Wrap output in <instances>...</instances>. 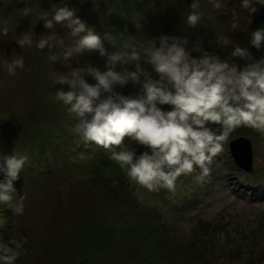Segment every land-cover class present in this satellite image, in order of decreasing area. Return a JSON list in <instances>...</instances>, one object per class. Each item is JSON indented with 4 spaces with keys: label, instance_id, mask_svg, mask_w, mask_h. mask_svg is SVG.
I'll return each instance as SVG.
<instances>
[{
    "label": "rangeland",
    "instance_id": "obj_1",
    "mask_svg": "<svg viewBox=\"0 0 264 264\" xmlns=\"http://www.w3.org/2000/svg\"><path fill=\"white\" fill-rule=\"evenodd\" d=\"M86 1L81 9L80 0H0V24L14 28L11 51L0 55V122L8 127L9 133L4 138L7 148L0 142V161L14 153L29 159L30 149L36 143L37 127L44 129L46 122L57 128L59 137L56 138L61 141L63 158L60 165L47 162L46 169L37 178L34 174L30 177L28 168L22 169L14 185L17 199L19 195L25 196L23 215H14L0 205V239L4 243L19 236L27 240L15 264H82V258L88 255L90 264H156L144 258L151 253L148 240L155 243V232L162 221L168 224L173 236L185 240L186 249L195 247L194 264H264V131L247 126L236 128L223 142L222 151L213 158L207 176L201 178L200 170L194 166L192 173L177 177L174 190L149 191L131 182L110 159L108 150L99 145L91 150L80 148L73 131L78 120L68 113L67 106L55 100L57 90H69L68 84L54 82L57 75L67 74L76 67L95 66L103 71L106 61L96 63L102 59L96 50L74 53L66 61L64 51L77 38L63 25L46 29L40 20L42 14L47 12L50 18L56 7L78 5L74 8L77 15L97 33L103 35L111 28L118 42L116 49L126 40L124 31L132 33V37L147 47L152 38L161 34L179 37L182 30L187 36L192 27L184 21L191 11L192 0ZM199 2L202 19L198 24L206 31L208 25L214 24L211 19L220 17L219 9H214L208 0ZM222 2L226 10L242 7L239 0ZM129 13H137L138 29L135 25L123 29ZM217 23L218 38H229L230 43L225 46L218 41L205 42L209 55L224 53L230 64L240 66L244 60L231 58V51L237 45L247 48L246 35L243 41L238 34L229 36L221 21ZM242 30L241 36L245 28ZM28 31L33 33L34 41L55 32L56 42L43 50L35 45L22 49L15 40ZM58 38L61 39L58 41ZM104 46L108 53L116 50L107 42ZM187 50L191 51L189 44ZM249 51L255 59L262 54V48L256 50L250 46ZM14 54L17 56L13 57ZM20 55H23L24 68L10 75L4 61L11 62L10 58ZM52 56L57 59L51 60ZM139 63L141 73L148 75L140 87L129 80L123 88L118 86L117 91L135 95L146 79H159L143 58ZM131 67L136 69L135 63L118 65L116 70L129 71ZM85 79L94 82L86 75ZM209 126L219 131V125ZM237 137L251 141L253 160L249 174L231 163L227 143ZM128 139L125 138V143ZM136 150L139 154L144 147ZM81 152L84 159H80ZM126 232L134 237L128 238L125 244L120 235ZM192 233L196 235L195 243H191Z\"/></svg>",
    "mask_w": 264,
    "mask_h": 264
},
{
    "label": "clouds",
    "instance_id": "obj_2",
    "mask_svg": "<svg viewBox=\"0 0 264 264\" xmlns=\"http://www.w3.org/2000/svg\"><path fill=\"white\" fill-rule=\"evenodd\" d=\"M208 2L216 10L223 7L222 0ZM253 3L264 6V0H241V6L249 13L257 11ZM189 7L191 11L184 22L195 28L202 19L199 0H192ZM40 20L46 29L63 25L77 38L74 45L64 51L66 61L74 53L93 50L106 57L103 71L95 66L76 67L55 77V83L69 85L68 91H56L55 100L67 106L68 113L78 120L73 129L78 136L75 142L85 148L95 143L108 150L110 159L127 177L149 191L174 190L177 177L192 173L194 166L200 170L201 178L207 176L213 158L222 151L223 142L236 128L247 126L264 131V55L255 59L249 48L237 45L231 51V58L246 61L243 66L207 53L197 58L186 49V37L168 34L152 38L147 47L129 36L116 49L117 40L112 32L97 33L77 15L76 9L66 5L56 7L50 18L45 12ZM135 27L138 29L140 25ZM232 27L237 25L234 23ZM0 34L6 35L7 29L0 30ZM15 41L22 49L35 45L43 50L53 46L56 33L34 41L33 33L28 31ZM105 42L116 50L108 53ZM218 43L227 46L230 39L218 38ZM249 44L256 50L264 47V27L251 31ZM142 58L159 79H146L135 95L117 91L118 86L123 88L129 80L139 82ZM50 59L55 61L57 57ZM10 60L4 61L10 75L24 68L23 55ZM131 63H135L136 71L116 70L118 65ZM85 75L94 82L89 83ZM165 105L169 108L165 109ZM212 124L219 125V131H213L209 126ZM126 137L129 138L127 143ZM138 147L145 150L137 154ZM79 155L80 159L85 158L83 152ZM230 159L236 166L231 156ZM26 161V156L15 153L0 161L3 176L0 205L17 216L24 213L25 196L19 195L17 199L14 182L20 178ZM25 243L23 236L10 238L8 243L0 239V264H15Z\"/></svg>",
    "mask_w": 264,
    "mask_h": 264
},
{
    "label": "trees",
    "instance_id": "obj_3",
    "mask_svg": "<svg viewBox=\"0 0 264 264\" xmlns=\"http://www.w3.org/2000/svg\"><path fill=\"white\" fill-rule=\"evenodd\" d=\"M76 1H78V0H76ZM80 1L81 2L79 3V5H80L81 9H83L82 7L84 6V4L86 5L88 3V1H86V0L85 1L80 0ZM240 1L241 0H239V2ZM31 4H33V3H31ZM77 6L78 5L72 6V7L75 8ZM153 6L154 5H152L151 7H153ZM252 6L257 9V11L255 13H249L248 9L243 8V7H238L236 9L231 8L228 10H226L225 7H222L219 9V11L217 13L218 16H220V17H217V18L215 17L216 20H213L214 18H212L211 22H213L214 24L208 25L206 31L203 28H201L200 25L198 24L194 29L193 28L188 29L189 31L187 33V36L185 34L183 35V31L181 30L179 32V34H181L179 37H181V38L186 37L187 38V40H188L187 44H189L191 46L190 53L193 57H200V56L204 55L205 53L210 54L209 48L206 47L204 43L205 42L206 43L212 42L211 44H213V42L218 41V33L216 31L217 26H218L217 22L221 21L222 26L226 27V33L229 34V36H233V35L238 34L239 37L241 38V40L243 41L244 36L246 35V38H247L246 44L248 45L247 48H249L250 47L249 39H250L251 31H255L261 27H264V6H261V5L256 4V3H253ZM239 12H241V13H239ZM109 14L111 15V13H109ZM136 16H137V13H135V14L129 13V17H128L129 20L126 21V24L123 28L124 30H126L130 26L134 27V25L137 22L135 20ZM234 23L237 25L236 28L232 27V25ZM86 24H88V23H86ZM243 27L245 28V31L241 36V33L243 31L242 30ZM3 29H7V34L6 35L0 34V55L8 53L9 51H11L10 40H12V38H10V37L12 36L11 31L14 28L12 25L0 24V30H3ZM180 29L181 28H179L178 30H180ZM37 30L38 29H36V32H37ZM108 31L112 32L110 27H109ZM194 31H197V33H194ZM124 32L126 35V39H128L129 36H132V33H128L127 31H124ZM59 39H61V38H58V41H59ZM134 40L137 44L143 45V43H141L140 41H137L135 38H134ZM106 46H107V44H106ZM8 49H10V50H8ZM186 49H187V45H186ZM262 55H264V47H262L261 56ZM219 57L222 60H228V57H226L224 55V53H222L221 56H219ZM102 59L97 60L96 63L99 62V63L103 64L102 61H106V57H102ZM241 62H243V63H241L240 66H243L246 63L244 61H241ZM148 67H150L151 71H154L152 69L151 65H149ZM136 70L137 69H135V67H133V68L131 67L129 71H136ZM147 76L148 75L146 73H140L139 74V82H137L135 87H137V88L140 87L139 85ZM124 95H126V94H124ZM1 110H2V108L0 107V117L2 116ZM7 128L8 127L5 124L0 122V142H1V146H3V147L5 146V148H7V145L4 142V140L7 139V137L9 136V133L7 132L8 131ZM41 129H43V128L37 127L38 133L36 134L37 135V138L35 140L36 143L33 146V148L30 149V158L27 159V161L23 167V168H28L29 173H30V177H32L34 174V176L36 178L40 177V172L42 170L46 169V167H47L46 163L47 162H51L53 164L57 163L58 165H60V162L63 159L62 155H61L62 150L59 147L61 145V141L57 140V138H56V137H59V135H57V128H55L49 122H46L45 128L43 129V131H41ZM19 138H18V141L21 140ZM95 146H96L95 143H90L87 148H85L82 144L79 145L80 148L82 147V149L85 148L87 150H91ZM100 148H103V147H100ZM144 150H145V148H144ZM42 152H43V154H41ZM52 153H54V154H52ZM18 155L20 156L22 154L19 153ZM43 158H45L46 160H44ZM41 160H42V163L39 164L41 162ZM131 182H133V181H131ZM160 190L163 192L164 188H162V189L160 188ZM160 215H162V214H159L158 217L162 221V216L160 217ZM159 230H160V232H159ZM159 230L157 232H155L156 233L155 243H154V241L148 240V244L150 245V252L151 253L148 257L144 258V260H148V259L151 261L154 260L155 261L154 263H156V264H194L195 263L194 262L196 260V256L194 253L195 247H193L191 250L186 249L184 247L185 246V240L179 238V236H176V235L173 236L170 233V229H169L168 224L164 221H162V224L159 227ZM155 233H153V234L155 235ZM120 236H121V240L125 244H126L128 238H131L133 240V237H134L131 233H128V232L123 233ZM156 239H157V241H156ZM195 240H196V235L194 233H192L191 243H195ZM84 253H86V252L84 251ZM94 257H97V256H94ZM82 259H83L82 264H90L91 263V258L89 260V255L86 256L85 258H82ZM139 260H142V259H139ZM144 260H142V261H144Z\"/></svg>",
    "mask_w": 264,
    "mask_h": 264
},
{
    "label": "water",
    "instance_id": "obj_4",
    "mask_svg": "<svg viewBox=\"0 0 264 264\" xmlns=\"http://www.w3.org/2000/svg\"><path fill=\"white\" fill-rule=\"evenodd\" d=\"M229 152L239 169L251 172L252 150L248 139L239 137L229 142Z\"/></svg>",
    "mask_w": 264,
    "mask_h": 264
}]
</instances>
